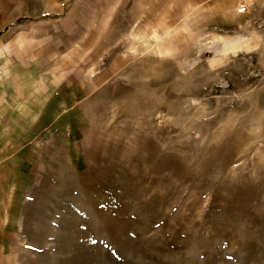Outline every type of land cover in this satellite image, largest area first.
<instances>
[{"label": "rangeland", "instance_id": "obj_1", "mask_svg": "<svg viewBox=\"0 0 264 264\" xmlns=\"http://www.w3.org/2000/svg\"><path fill=\"white\" fill-rule=\"evenodd\" d=\"M55 4L0 38L16 264H264V0Z\"/></svg>", "mask_w": 264, "mask_h": 264}, {"label": "crops", "instance_id": "obj_2", "mask_svg": "<svg viewBox=\"0 0 264 264\" xmlns=\"http://www.w3.org/2000/svg\"><path fill=\"white\" fill-rule=\"evenodd\" d=\"M59 2L60 0H0V38L4 32L9 30L18 24L22 19H20L21 14H45L48 12H60V5L57 9H51V3ZM2 55L0 54V57ZM9 70L7 63L3 68V74L1 75L4 78L8 74ZM25 87H14L9 84H4V79L2 80L1 86L3 87L2 96L4 99L3 106L0 109V115L4 111H10V116L15 119L16 111L19 106L21 110H24L25 113L28 112L27 108H30L32 103H37L42 99V96L33 83ZM17 127V123L13 121L12 123ZM0 166V174L7 173L9 175L8 180L4 181L3 185L0 180V264H16L14 257H12V242L15 237V228H16V218L14 215V208L10 212V206L12 204L10 196L13 195L15 190V182L11 181L12 174L15 173L14 167L8 165ZM5 184V185H4ZM2 186V187H1ZM3 190V193H2ZM8 207L5 212V215L2 214V207Z\"/></svg>", "mask_w": 264, "mask_h": 264}, {"label": "built area", "instance_id": "obj_3", "mask_svg": "<svg viewBox=\"0 0 264 264\" xmlns=\"http://www.w3.org/2000/svg\"><path fill=\"white\" fill-rule=\"evenodd\" d=\"M241 9H243V11H241ZM246 12V7H241L240 9H238V14H244Z\"/></svg>", "mask_w": 264, "mask_h": 264}, {"label": "snow or ice", "instance_id": "obj_4", "mask_svg": "<svg viewBox=\"0 0 264 264\" xmlns=\"http://www.w3.org/2000/svg\"><path fill=\"white\" fill-rule=\"evenodd\" d=\"M241 11H243V9H241Z\"/></svg>", "mask_w": 264, "mask_h": 264}]
</instances>
